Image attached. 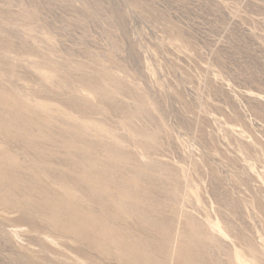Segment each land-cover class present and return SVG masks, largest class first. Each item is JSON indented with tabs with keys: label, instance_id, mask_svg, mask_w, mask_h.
I'll return each instance as SVG.
<instances>
[{
	"label": "rangeland",
	"instance_id": "374dc122",
	"mask_svg": "<svg viewBox=\"0 0 264 264\" xmlns=\"http://www.w3.org/2000/svg\"><path fill=\"white\" fill-rule=\"evenodd\" d=\"M0 264H264V0H0Z\"/></svg>",
	"mask_w": 264,
	"mask_h": 264
},
{
	"label": "bare ground",
	"instance_id": "6f19581e",
	"mask_svg": "<svg viewBox=\"0 0 264 264\" xmlns=\"http://www.w3.org/2000/svg\"><path fill=\"white\" fill-rule=\"evenodd\" d=\"M16 234V231H13Z\"/></svg>",
	"mask_w": 264,
	"mask_h": 264
}]
</instances>
